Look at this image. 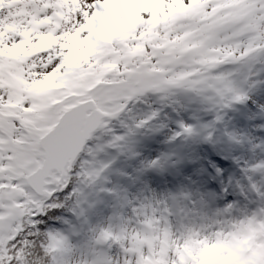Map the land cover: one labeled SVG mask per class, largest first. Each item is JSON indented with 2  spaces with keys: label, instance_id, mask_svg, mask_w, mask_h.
Returning a JSON list of instances; mask_svg holds the SVG:
<instances>
[{
  "label": "snow or ice",
  "instance_id": "obj_1",
  "mask_svg": "<svg viewBox=\"0 0 264 264\" xmlns=\"http://www.w3.org/2000/svg\"><path fill=\"white\" fill-rule=\"evenodd\" d=\"M0 264H264V0H0Z\"/></svg>",
  "mask_w": 264,
  "mask_h": 264
}]
</instances>
